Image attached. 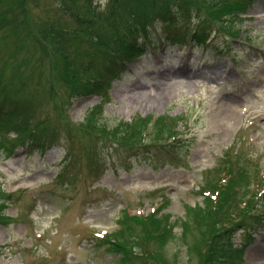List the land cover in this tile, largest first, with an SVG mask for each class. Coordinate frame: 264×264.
<instances>
[{
	"label": "rangeland",
	"instance_id": "374dc122",
	"mask_svg": "<svg viewBox=\"0 0 264 264\" xmlns=\"http://www.w3.org/2000/svg\"><path fill=\"white\" fill-rule=\"evenodd\" d=\"M19 2L10 8L12 17L0 18V103H27L32 120L18 136L11 129L15 121L0 131V264H145L134 255L155 250L154 244L134 243L129 263L108 241L118 234L124 211L146 217L156 209L175 234L163 248L164 260L201 264L198 249L186 248L194 237L183 240L182 224L205 207L203 188L218 180L222 158L234 157L247 175L256 174L254 182L264 177V0L222 17L188 0L190 15L213 40L201 48L189 41L151 45L104 97L73 94L61 59L45 41L60 38L70 57L103 67L110 55L85 42L103 33L115 41L124 32L117 16L130 14L136 0H116L108 9L106 0H93L91 36L85 27L75 35L70 29L76 25L54 0ZM88 2L63 5L84 9ZM41 29L53 35L39 36ZM149 117L177 119L176 140L152 137L149 126L145 143L163 145L150 152L139 146L138 155L128 157L111 132ZM34 137L51 146L37 148ZM258 195L264 208L263 191ZM256 228L248 236L235 232L232 242L243 251L236 264H264V221Z\"/></svg>",
	"mask_w": 264,
	"mask_h": 264
},
{
	"label": "trees",
	"instance_id": "16d2710c",
	"mask_svg": "<svg viewBox=\"0 0 264 264\" xmlns=\"http://www.w3.org/2000/svg\"><path fill=\"white\" fill-rule=\"evenodd\" d=\"M39 2V0H37ZM57 2L58 11L71 23L76 25L71 28L72 31H77L75 35L82 34L77 27H85L86 35H92V27L96 23L88 16H91L90 10L93 0H89L86 8H81L86 12V18H83L79 11L81 9H73L72 6L65 7L63 2L67 0H54ZM72 3L73 0H69ZM116 0H106L107 9ZM255 0H200L201 5L198 8L201 10H214L218 16H224L229 13H234L244 10L249 7ZM7 5V6H5ZM188 0H136L135 6L130 14L120 13L117 18L120 21V27H123L124 32L115 39L103 33V38L99 36L92 37L90 42H85L89 48L98 44L102 47L104 57L107 58L108 64L97 65L93 62L83 65L82 61L78 60L75 55L68 54V47L60 38L46 40L52 52L58 56L63 65L62 77L66 83L73 88V94H90L93 92L107 95L110 83L113 80L121 79L127 69L128 63L143 57L149 51V47L154 45L158 47L160 40L164 39L171 46L186 44L188 41L193 47H199L211 41L213 37L206 33L202 28L198 17H195V22L192 23L193 17L189 13ZM0 18L7 20L10 16L11 7H21L19 0H8L2 4L0 1ZM13 9V8H12ZM233 9L234 12H231ZM22 10V8H21ZM196 13V12H195ZM115 16V15H114ZM11 23L15 22L13 18ZM48 29L38 31L39 36L42 35L49 39L51 32ZM161 33H158V31ZM160 34V35H159ZM106 38V39H105ZM42 44V43H41ZM99 52H101L98 49ZM108 54V55H107ZM102 58V52H101ZM84 67V68H82ZM79 69L84 73L80 74ZM95 74L91 77V74ZM76 86H78L76 88ZM9 106L6 107L4 101L0 103V131L2 126L10 125L16 133L20 135L28 129V123L32 118L27 119L26 114L29 111L27 103L19 102L16 99L10 100ZM95 114V113H94ZM93 114V115H94ZM93 115L88 116L86 122L93 118ZM152 117L145 120L139 119L135 122L124 123L113 130V140L122 146L128 157H136L139 146H146L147 151L157 150L156 143H145V138L149 135L146 132L150 126V135L160 138L167 135L168 141L173 138L176 140L178 132L177 119L161 117L153 121ZM181 123V122H180ZM161 128V129H160ZM163 128L166 131H163ZM1 133V132H0ZM38 136V135H37ZM32 142L43 148L48 149L51 144L41 143L38 137H34ZM145 143V144H144ZM43 144V145H42ZM227 158V160H226ZM230 158V155H225L222 158L223 168L217 169L219 176L214 183H208L204 189L205 207H201L198 211L188 214V218L182 224L183 240L187 239L188 234H192V244H187L186 248L189 253L194 249L200 252L201 264H235L241 258L242 249L236 248L232 238L237 230H241L245 235H249L260 226L264 218V208L261 203L257 202L260 190L263 191L264 177L261 176L262 183L254 182L252 179L257 178L256 174L249 176L241 168L238 161ZM231 161V162H230ZM246 170V169H245ZM255 187L257 191L252 189ZM264 199V198H263ZM262 201V200H261ZM262 208V209H261ZM263 210V211H262ZM161 209L157 210L146 217L129 215L124 211L121 219H119L118 234L111 238L109 243H112L113 250L122 255V261L132 262L133 244L136 246H144L145 244H154L155 250H143L140 254L134 255L145 264H169L163 258V248L165 244L175 237L173 225L169 222L168 217L160 215ZM139 230V231H138ZM145 245V246H147ZM143 248V247H142ZM239 251L238 254L236 252ZM156 260L154 263L152 260Z\"/></svg>",
	"mask_w": 264,
	"mask_h": 264
}]
</instances>
